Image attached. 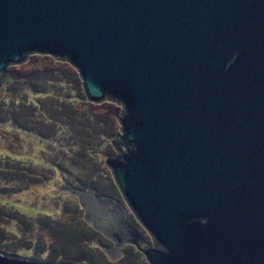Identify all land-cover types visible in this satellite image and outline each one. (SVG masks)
<instances>
[{"label": "water", "instance_id": "water-1", "mask_svg": "<svg viewBox=\"0 0 264 264\" xmlns=\"http://www.w3.org/2000/svg\"><path fill=\"white\" fill-rule=\"evenodd\" d=\"M50 54L122 105L111 196L66 183L83 219L149 264H264V0H0L9 65ZM0 264H66L0 250Z\"/></svg>", "mask_w": 264, "mask_h": 264}, {"label": "rangeland", "instance_id": "rangeland-1", "mask_svg": "<svg viewBox=\"0 0 264 264\" xmlns=\"http://www.w3.org/2000/svg\"><path fill=\"white\" fill-rule=\"evenodd\" d=\"M122 105L86 98L82 79L67 60L31 53L8 66L0 97V250L66 264H149L130 243L111 258L114 241L83 219L77 196L63 180L111 196L125 220L152 238L130 210L106 165L119 153Z\"/></svg>", "mask_w": 264, "mask_h": 264}]
</instances>
